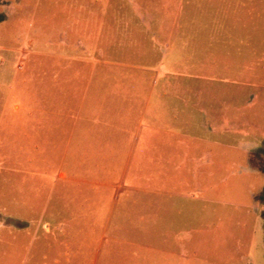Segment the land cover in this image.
<instances>
[{
	"label": "rangeland",
	"instance_id": "obj_1",
	"mask_svg": "<svg viewBox=\"0 0 264 264\" xmlns=\"http://www.w3.org/2000/svg\"><path fill=\"white\" fill-rule=\"evenodd\" d=\"M31 128H119L129 147L171 128L150 185L169 196L122 189L107 234L154 196L167 244H123L125 264H264V0H0V264H101L98 244L52 241L84 230L42 228L67 139Z\"/></svg>",
	"mask_w": 264,
	"mask_h": 264
},
{
	"label": "crops",
	"instance_id": "obj_2",
	"mask_svg": "<svg viewBox=\"0 0 264 264\" xmlns=\"http://www.w3.org/2000/svg\"><path fill=\"white\" fill-rule=\"evenodd\" d=\"M162 62L161 60L160 65ZM155 67L152 66V68ZM149 129L147 138L143 137L139 140L137 137V141L131 143L129 147V144L126 146L127 141L119 138V128H84L79 137L77 128H31L36 130V133L44 130V133L48 134L49 138H53L55 143H59L60 139H67L63 154L65 156L67 153L69 168L67 171L62 170L55 174L61 182L53 184L52 204L51 207L45 208L46 213L47 210L52 211V219H45L41 225L47 233L53 230L54 234L63 233L65 237L72 228L84 230L80 232L83 236L81 240L70 239L71 236L64 239L55 237V240H52L64 246L67 253L71 246H76L78 243L85 247L98 244L95 261L99 256L101 264H104V257L109 256L105 261L117 258L120 260L117 264H125V255L122 256L119 249V246L123 244L142 246L147 250L154 248L158 251L161 249L159 245L166 246L165 236L169 234L168 231L160 229L153 222V215L150 216L152 208L156 207L154 202L159 203L154 196L148 199V204L141 199L139 207H135L138 206L137 204L125 205L122 213L124 216L127 212L133 213L132 226L128 227L125 222H118L115 236L107 235L116 207V199L119 198L118 192L122 189L141 192L142 197L149 193L169 196L168 192L157 191L161 189H155L150 185L156 186L154 182L163 181L167 177V158L171 163V153H167V148L171 152V142L167 140L165 134L172 133V129ZM156 131L164 132V134L160 136ZM140 132L141 129L138 128V133ZM77 146H79L78 149ZM133 157H135L134 175L131 183H126L128 168ZM54 160L57 161V157ZM32 161H34L33 158L28 159L29 164ZM80 165L85 169L89 166L90 171L85 174L78 172L77 166ZM92 165H97L96 170L99 175L92 172ZM145 181L148 182V187L142 185ZM93 186H96L95 190ZM132 200L134 201V196L126 192L124 201ZM124 216L120 220H123ZM122 233L124 238L117 237ZM126 234L131 236L126 237ZM108 239L107 243L111 241V244L106 243L104 248V241ZM166 252L164 250L165 254ZM170 254L179 256L173 251H170ZM30 257L28 255L27 259H31ZM42 258H46V255L42 254Z\"/></svg>",
	"mask_w": 264,
	"mask_h": 264
}]
</instances>
